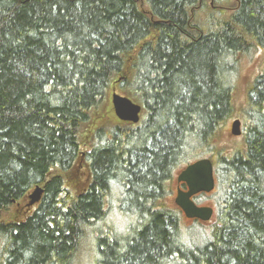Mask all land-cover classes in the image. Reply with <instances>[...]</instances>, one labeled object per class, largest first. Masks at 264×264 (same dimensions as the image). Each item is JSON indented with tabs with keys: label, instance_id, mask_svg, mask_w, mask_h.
Returning <instances> with one entry per match:
<instances>
[{
	"label": "trees",
	"instance_id": "16d2710c",
	"mask_svg": "<svg viewBox=\"0 0 264 264\" xmlns=\"http://www.w3.org/2000/svg\"><path fill=\"white\" fill-rule=\"evenodd\" d=\"M257 51L264 0H0V264H73L91 232L99 264H264V71L242 141L212 143ZM115 87L141 105L138 124L111 115ZM200 148L222 195L191 242L166 200ZM79 159L90 181L74 194L63 174ZM113 209L120 233L97 226Z\"/></svg>",
	"mask_w": 264,
	"mask_h": 264
},
{
	"label": "rangeland",
	"instance_id": "374dc122",
	"mask_svg": "<svg viewBox=\"0 0 264 264\" xmlns=\"http://www.w3.org/2000/svg\"><path fill=\"white\" fill-rule=\"evenodd\" d=\"M262 71H264V53L262 51H257L255 54L251 56H245L244 58L241 59L240 63L238 64L237 71H235L234 73L235 80L233 83L234 102L236 106V111L234 112L233 117H231V119L227 120L223 124V131L219 133L218 136L212 141V143L216 145L218 149H221V151L222 150L228 151L229 147H235L237 143H240L242 141V134L239 136H234L230 133L231 122L233 119L238 118L241 121L240 128L243 131L244 123L241 117H242V114L245 112L244 109H245L246 94L251 84L253 83L255 77L258 74H260ZM114 91L124 95L121 92V90H119V88L115 87L114 89H111L109 92L110 99ZM112 114H113V109L111 111V115ZM118 121L119 120H117V122ZM84 136H86L85 130L83 132V137ZM92 138L93 136L91 137V140ZM200 149L201 150L197 151L198 152L197 154L196 152L193 154V158L190 159V161L188 160L189 162L193 161L196 157L201 158V157L207 156L208 152L204 151L203 148H200ZM215 153L216 154L218 153L217 150ZM179 171L180 170L175 171L174 176L172 177V180L169 182V187H170V191L168 194L169 199L166 200L169 206L174 205V196H175L174 190L177 184L176 176L179 173ZM63 177H64V184L66 185V187H68V189L72 193L74 194L77 193L82 187L88 185L90 181L89 162L87 160L79 159L77 162L74 163V165L68 171L64 172ZM221 195H222L221 188L217 186V188H215V190L212 193L208 195L199 194L195 196L194 199L200 205L210 206L214 208L215 207L214 205L216 204L217 200L220 198ZM25 203H26V199L23 204ZM36 205L37 204L35 203L29 206V210L33 211ZM27 211L28 210L26 209L23 214H26ZM117 212L118 211L114 209L111 210L109 213H107L105 220L99 222L97 226H100V228L104 231L111 230L114 233L115 232L120 233L118 229L124 228L125 220L123 218V215ZM179 212H180V216L178 219L179 220L178 224L181 230V234H183V238L191 242H198V240H202V237L209 231V227L211 226V224L214 222L216 218V211L215 213H213L211 219L206 222L197 221V220H188L186 219L184 214L181 212V210ZM96 231L95 233L98 234L99 232H96ZM92 233L94 232H91V234ZM91 234H88L86 240L81 245L79 251L76 254V258L74 257L73 259L74 263H75V260L77 259V264H99L98 256H97L96 249H95V241Z\"/></svg>",
	"mask_w": 264,
	"mask_h": 264
},
{
	"label": "water",
	"instance_id": "95a60500",
	"mask_svg": "<svg viewBox=\"0 0 264 264\" xmlns=\"http://www.w3.org/2000/svg\"><path fill=\"white\" fill-rule=\"evenodd\" d=\"M111 103L115 117L122 122L136 124L139 121L142 107L126 95L113 92ZM230 133L234 136L241 135L240 120L235 118L231 122ZM176 182H183L187 189L177 187L174 196V204L182 211L184 216L189 219H199L208 221L213 215L210 206H199L193 196L198 193H209L214 189L213 165L209 158L202 157L188 163L176 176ZM43 188L36 186L28 195L29 205H33L40 200Z\"/></svg>",
	"mask_w": 264,
	"mask_h": 264
},
{
	"label": "flooded vegetation",
	"instance_id": "af4514ba",
	"mask_svg": "<svg viewBox=\"0 0 264 264\" xmlns=\"http://www.w3.org/2000/svg\"><path fill=\"white\" fill-rule=\"evenodd\" d=\"M143 113H144V111L142 110L141 115H140V118H139V121L136 124H138L141 121V119L143 117ZM113 115H114V112H113ZM114 117H115V115H114ZM115 119H116V121L118 120L116 117H115ZM120 122H119L120 124H126V125H131V126L136 125V124H131L129 122H122V121H120ZM240 123H241V121H240ZM213 176H214V189L211 192H209V193L201 192V193H198L197 195H199V194L208 195V194L212 193L215 190V188L217 187V181H216V175H215L214 169H213ZM177 187H180L181 189H187L185 183H183V182L177 183L176 184V188L174 190L175 194H176ZM197 195H195V196H197ZM195 196H193V199H194ZM213 210L215 211L216 210V207H214ZM188 220H193V219H188Z\"/></svg>",
	"mask_w": 264,
	"mask_h": 264
}]
</instances>
